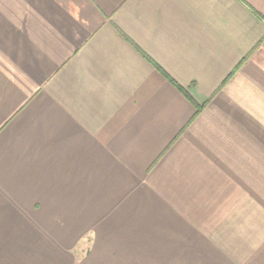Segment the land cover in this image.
Segmentation results:
<instances>
[{"label": "crops", "instance_id": "0c3cea01", "mask_svg": "<svg viewBox=\"0 0 264 264\" xmlns=\"http://www.w3.org/2000/svg\"><path fill=\"white\" fill-rule=\"evenodd\" d=\"M0 264H264V0H0Z\"/></svg>", "mask_w": 264, "mask_h": 264}]
</instances>
